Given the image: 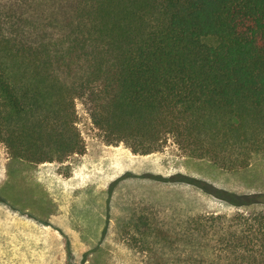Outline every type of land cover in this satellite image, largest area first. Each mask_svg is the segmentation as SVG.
<instances>
[{
	"label": "trees",
	"instance_id": "obj_1",
	"mask_svg": "<svg viewBox=\"0 0 264 264\" xmlns=\"http://www.w3.org/2000/svg\"><path fill=\"white\" fill-rule=\"evenodd\" d=\"M77 97L106 140L133 153L171 136L220 167H246L264 149V0H0V140L11 156L82 152ZM124 233L147 264H264V212L165 220L146 205Z\"/></svg>",
	"mask_w": 264,
	"mask_h": 264
},
{
	"label": "rangeland",
	"instance_id": "obj_2",
	"mask_svg": "<svg viewBox=\"0 0 264 264\" xmlns=\"http://www.w3.org/2000/svg\"><path fill=\"white\" fill-rule=\"evenodd\" d=\"M74 104L80 153L37 163L12 157L0 140V264H147L124 233L131 212L146 205L165 220L264 212V201L235 205L219 192L263 193L264 149L233 170L171 136L159 150L133 153L106 140L81 98Z\"/></svg>",
	"mask_w": 264,
	"mask_h": 264
},
{
	"label": "bare ground",
	"instance_id": "obj_3",
	"mask_svg": "<svg viewBox=\"0 0 264 264\" xmlns=\"http://www.w3.org/2000/svg\"><path fill=\"white\" fill-rule=\"evenodd\" d=\"M133 165H134V163H133ZM129 166V165H128Z\"/></svg>",
	"mask_w": 264,
	"mask_h": 264
}]
</instances>
